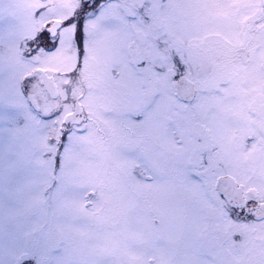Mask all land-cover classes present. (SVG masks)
<instances>
[{"label":"rangeland","instance_id":"obj_1","mask_svg":"<svg viewBox=\"0 0 264 264\" xmlns=\"http://www.w3.org/2000/svg\"><path fill=\"white\" fill-rule=\"evenodd\" d=\"M41 2L0 0V58L30 69V62L20 52L22 41L25 39L29 44L34 29L54 14L63 18L74 13L81 0H45V7L34 12ZM215 2L170 0L171 4L192 5L191 9L184 7L181 11H190L193 19L198 6ZM227 2L241 13L230 40L220 34L199 46L189 41L182 43L190 51V79L196 80V96L194 104L186 101L190 107L181 122L176 124L167 119L179 101L172 84H158L154 77L146 85L149 92L159 94L160 100L156 109L158 118L145 150L160 161L172 180L166 185L146 183L142 169H137L134 175L131 164L124 169L123 161L109 148V135L103 130L94 132L92 147L81 156L79 170L84 182L96 188V198L86 212L77 193L65 194L62 215L56 225V236L62 245L82 248L103 239L118 258L142 256L139 229L147 217L130 223L122 214L129 201L135 199L159 218L153 231L157 245L164 250L162 264H255L258 258H264V218L256 220L252 213L242 217L218 196L214 180L212 187L204 186L190 163L203 157V164L211 162L220 174L233 173L238 182L256 193L257 203L251 210H260L259 204L264 202V58L257 49L264 47V9L259 7L260 0ZM6 19L12 21L11 28L4 26ZM71 31L67 30L69 36ZM128 41L127 34L114 31L112 42L102 51H94L89 44L83 67L75 78L66 76L67 69L76 64L75 44L70 54H54L51 63L45 65L50 72L31 85L32 92L41 99V107L45 111L54 109L63 102L66 90L70 97L81 91H90L94 97L121 95L128 85L121 78L123 74L118 75L113 69L125 62L122 49ZM45 55L41 53L42 57ZM44 77L56 85V96H51L40 83ZM248 135L253 140L248 141L245 137ZM121 171L124 175L118 178ZM36 183H40L39 177ZM42 197L39 190L32 193L34 201ZM23 210L24 206L15 202H6L0 209L4 225L0 264L5 261L45 264L48 254L45 245L15 228ZM171 230H177L185 241L177 251H168Z\"/></svg>","mask_w":264,"mask_h":264},{"label":"snow or ice","instance_id":"obj_2","mask_svg":"<svg viewBox=\"0 0 264 264\" xmlns=\"http://www.w3.org/2000/svg\"><path fill=\"white\" fill-rule=\"evenodd\" d=\"M44 7L41 3L34 12ZM184 7L191 9L192 5L171 4L170 0H81L72 15L61 18L54 14L45 22V27L31 41L35 47L26 57L30 69L0 58V209L6 202L24 206L15 228L45 245L48 253L45 264H162L164 250L157 245L153 231L159 218L139 200H130L122 210L130 223L147 217L139 229L142 236L139 257L118 258L103 239L82 248H69L59 242L56 225L67 192L78 194L86 212L93 206L96 188L84 182L79 161L91 149L94 132L103 130L109 135L110 150L123 161L124 169L132 165L133 175L142 169L148 174L146 183L166 185L172 180L160 161L145 150L158 118L156 109L160 100L159 94L149 92L146 85L154 77L156 83L163 85L189 82L192 60L182 43L189 41L199 46L220 34L230 40L241 15L227 0L198 6L195 19L190 11L182 13ZM259 7L264 9V0H260ZM3 24L12 27L9 19ZM114 31L129 36L122 49L126 60L113 69L114 73L123 74L121 78L128 85L122 94L94 97L90 91H81L70 97L66 90L63 102L45 111L31 85L50 72L45 66L51 63L50 58L57 53L70 54L74 43L76 64L67 69L66 76L75 78L83 67L89 44L94 51H102L112 42ZM41 53L46 55L42 57ZM257 53L264 58V47H259ZM186 100L195 103L194 98H179L167 117L169 121L178 124L183 120L190 107ZM190 163L206 187H212L213 180L218 184L222 178L211 162L203 164V157ZM123 175V171L117 173L118 178ZM36 190L43 193L40 201L32 198ZM3 232L0 219V237ZM184 242L177 230L169 231L168 251L179 250ZM255 264H264V258H258Z\"/></svg>","mask_w":264,"mask_h":264},{"label":"water","instance_id":"obj_3","mask_svg":"<svg viewBox=\"0 0 264 264\" xmlns=\"http://www.w3.org/2000/svg\"><path fill=\"white\" fill-rule=\"evenodd\" d=\"M182 84H184L183 86H182V89H184V91L186 92L185 93V95L186 96H190L188 93H189V87H188V84H187V82H184V83H182ZM49 91L52 93V91L49 89ZM182 95H184V94H182ZM226 186H228L227 188H225V189H223L224 190V193L226 194V196L228 197L230 194H233V195H240L241 193H242V191H241V188L240 187H236V182H234V180L233 181H229L227 184H225ZM230 186H233L234 187V190L232 191V190H230ZM241 203V202H240Z\"/></svg>","mask_w":264,"mask_h":264},{"label":"flooded vegetation","instance_id":"obj_4","mask_svg":"<svg viewBox=\"0 0 264 264\" xmlns=\"http://www.w3.org/2000/svg\"><path fill=\"white\" fill-rule=\"evenodd\" d=\"M39 1V0H38ZM226 171V170H225ZM226 173H230V172H224V173H221V174H226ZM247 193V192H246ZM247 202H248V199H247Z\"/></svg>","mask_w":264,"mask_h":264}]
</instances>
